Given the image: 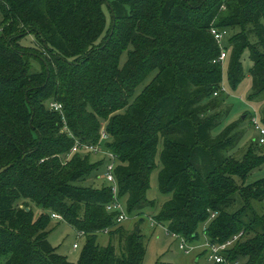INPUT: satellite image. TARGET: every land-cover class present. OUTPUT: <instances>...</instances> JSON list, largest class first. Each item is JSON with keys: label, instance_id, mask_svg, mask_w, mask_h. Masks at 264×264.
<instances>
[{"label": "trees", "instance_id": "1", "mask_svg": "<svg viewBox=\"0 0 264 264\" xmlns=\"http://www.w3.org/2000/svg\"><path fill=\"white\" fill-rule=\"evenodd\" d=\"M243 24L262 51L245 32L222 43L226 82L233 91L247 72L253 100L264 91V0H0V264H142L140 230L123 229L105 207L110 186L85 184L101 178L109 161L70 153L75 143L115 155L127 215L154 207L146 193L157 158V189L171 197L154 214L156 225L190 243L209 217L202 229L209 241L241 233L226 251L229 261L264 264V213L250 202L264 198V180L235 181L264 165V142L256 138L234 157L243 119L219 129L214 113L223 67L213 61L220 47L210 31ZM30 35L37 44L21 45ZM101 129L109 137L98 143ZM51 212L86 238L75 262L47 239ZM105 230L118 237V251L98 244L95 232Z\"/></svg>", "mask_w": 264, "mask_h": 264}, {"label": "rangeland", "instance_id": "2", "mask_svg": "<svg viewBox=\"0 0 264 264\" xmlns=\"http://www.w3.org/2000/svg\"><path fill=\"white\" fill-rule=\"evenodd\" d=\"M225 29H221L222 31L226 32L223 38L224 46L228 43L229 40H231L230 37H235V35L245 32L248 36L249 44L254 47L256 51H262L261 47H259V45L257 44L256 35L252 32V26L243 24V26L230 27L226 30ZM34 39L35 38L30 35L22 38L19 42L21 45L34 47V45L37 44L34 42ZM36 53L40 55L39 51H36ZM248 54L249 52L245 49L241 57V64L245 72L251 64L248 58ZM125 59L126 54L123 52L120 60V66L125 61ZM227 62L228 58L221 62V65L223 67V77L220 88L216 90L219 94L215 98L218 99L219 104L214 109V113H217L220 118L222 117L221 124L218 127L219 129H222V127H224L225 125H229L231 122H237L240 119H243L241 123H237V133L241 132V134L243 133V136L238 141V145L234 147L233 150H231L233 156L240 159L249 145L257 143L254 139L258 138L259 135L254 127H252V117H255L257 122L264 126V121L262 119L264 118V91L259 95L258 98H255L253 100L248 99V95L251 93V81L250 76L247 72L239 86L232 91L228 86V82H226ZM32 63V69L36 70L39 67V64H37V62L35 61H33ZM156 72L157 71L154 70L151 74L146 76V78L141 82V85L137 87V93L152 79ZM221 91H224V95L220 94ZM212 98L214 97L212 96ZM104 125L105 122L103 123V126ZM260 150H258L257 152H259ZM96 157L97 156H91V160H96ZM156 161L157 167L150 174L151 177L149 188L147 189L146 193V198L148 199V201L152 200L149 202L153 203L154 207L151 209H146L145 212H143L144 215H137L135 212L127 215V217L123 221H121L120 225L125 230H132L135 226H137V228L140 230V233L143 235L142 237L145 246V255L142 264H203L205 259V239L202 235V229H204L210 222L209 217L206 219V221L202 222V224L199 225L197 229L199 235L198 241L190 243L186 241L188 243L187 252H183L178 248L179 240L168 234L165 230L166 227L161 225H156L155 227L151 226L152 222L154 221L153 216L161 207L160 205L171 197L170 194H162L157 189V172L160 168V164L158 163L159 161L157 160V158ZM97 177L98 175L96 176L94 182H91V180L88 179L87 181H85V184L91 185L92 183V185L95 184L96 186H100V183H104V180L103 178ZM262 180H264V165H262L259 170L255 169L252 173L250 172L246 180H240L239 177H235V181L236 183H238V185L242 181H245L244 184L247 185V183H253L255 181ZM250 202L253 203L255 209L260 215L264 213V198L261 202H257L253 199L250 200ZM122 203H124L123 200ZM16 206L25 207V210L29 209V207L25 206V204L22 202L16 203ZM238 206L239 205L236 204L235 207H232L230 210L235 209ZM122 207L124 209L126 208L123 204ZM33 211L36 217L41 212V209L34 207ZM48 218L49 223L46 227L47 239L51 243V245L55 247V252L65 256L67 260L71 262L76 261L80 255V249L86 241L83 233L81 231L77 232L70 224H67L63 220H55L53 218H50V216H48ZM154 222L157 224L156 221ZM95 233L97 242L100 246H107L109 242H112V244L115 246V250H119V241L116 235H112L110 238L107 230L97 231ZM240 234L237 233L236 235L240 237ZM74 244L77 245V248H73ZM3 258L5 259L6 257H1L2 260ZM239 264H241V262H239Z\"/></svg>", "mask_w": 264, "mask_h": 264}, {"label": "built area", "instance_id": "3", "mask_svg": "<svg viewBox=\"0 0 264 264\" xmlns=\"http://www.w3.org/2000/svg\"><path fill=\"white\" fill-rule=\"evenodd\" d=\"M211 34L214 36L216 42L218 43L220 50H219V55L217 56L216 59L213 61H218L219 63L223 62L226 59L227 56V51L222 47L223 43V38L224 35L226 34L225 31H220L215 28L211 29ZM224 90V89H222ZM217 92V91H216ZM216 94V93H214ZM49 108L53 110H60L61 105L57 104L56 102H50L49 103ZM251 124L253 125L254 129L258 133V142H264V126H262L259 122H257L255 117H252V122ZM100 138L98 143H102L106 140H108L109 135L103 131L102 129L100 130ZM83 149L86 151H90L92 153H100L101 155H104L106 157V160L109 161L108 164L105 166V171L102 173L100 176L103 178L104 182L110 186L111 192L113 194L112 199L110 200L109 203L105 205L106 209L108 211H114L117 213L116 216V221L121 222L123 221L126 217V210L122 207V203L120 200H118V192H117V185H116V179L115 176H113V168L115 166L114 160H115V155L112 152H107L104 151L98 144L93 145V146H87V145H82L80 143H75L72 146V149L70 153L78 152V150ZM213 215H211L212 217ZM50 218H53L55 220H63V217L55 212L50 213ZM156 223L153 221L151 226H155ZM166 230V228H165ZM240 234V233H238ZM241 235V234H240ZM173 237L177 238L179 240L178 248L183 251L187 252L188 250V243L186 240L178 235H175L172 233ZM238 235H234L231 239L224 241V242H211L208 239L204 242V250H205V258L208 262H213V263H221V264H239L238 260H233L229 261L226 257V251L227 249L233 244L235 240L238 239ZM73 248H77V245H73Z\"/></svg>", "mask_w": 264, "mask_h": 264}, {"label": "crops", "instance_id": "4", "mask_svg": "<svg viewBox=\"0 0 264 264\" xmlns=\"http://www.w3.org/2000/svg\"><path fill=\"white\" fill-rule=\"evenodd\" d=\"M203 235V234H202ZM204 236V239H205V241H206V236L205 235H203ZM196 241H198V240H196ZM204 258H205V256H204ZM203 258V259H204ZM198 259V258H197ZM73 262V261H72ZM75 262V261H74ZM207 262V260H206V258L204 259V263L203 264H205Z\"/></svg>", "mask_w": 264, "mask_h": 264}]
</instances>
